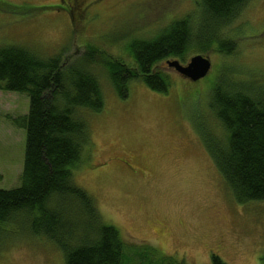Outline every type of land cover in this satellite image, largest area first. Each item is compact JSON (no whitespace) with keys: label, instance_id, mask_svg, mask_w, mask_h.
Returning <instances> with one entry per match:
<instances>
[{"label":"rangeland","instance_id":"1","mask_svg":"<svg viewBox=\"0 0 264 264\" xmlns=\"http://www.w3.org/2000/svg\"><path fill=\"white\" fill-rule=\"evenodd\" d=\"M58 2L0 0V47L68 59L92 47L136 67L132 41L151 39L187 15L197 22L201 15L199 0ZM223 34L236 48L231 54L204 53L211 67L198 81L167 66L166 60L178 59L155 65L169 78L167 92L132 81L122 98L104 70H94L103 106L85 111L91 148L73 168V178L93 197L103 222L118 230L123 264H210L211 254L226 264H264V200H235L197 131L222 134L207 106L221 78L264 89V0H247ZM27 111L25 93L0 90V189L20 184L25 130L13 120ZM20 225L0 222V264H65L54 242Z\"/></svg>","mask_w":264,"mask_h":264},{"label":"trees","instance_id":"2","mask_svg":"<svg viewBox=\"0 0 264 264\" xmlns=\"http://www.w3.org/2000/svg\"><path fill=\"white\" fill-rule=\"evenodd\" d=\"M246 1L199 0L197 22L187 15L155 37L129 44L136 67L92 47L68 59L63 53L44 57L22 46H1L0 90L25 93L28 111L13 120L25 130L23 166L17 187L0 189V222L26 225L31 234L54 242L65 264H123L118 230L103 222L93 197L73 178V168L91 148L85 111L103 106L94 70L103 69L122 98L132 81L167 92L169 78L155 65L168 58L185 63L187 55L211 49L231 54L236 44L223 30L239 17ZM253 88L239 79L218 80L207 106L222 134L197 128L239 203L264 200V89ZM210 264L226 263L211 254Z\"/></svg>","mask_w":264,"mask_h":264},{"label":"water","instance_id":"3","mask_svg":"<svg viewBox=\"0 0 264 264\" xmlns=\"http://www.w3.org/2000/svg\"><path fill=\"white\" fill-rule=\"evenodd\" d=\"M166 64L193 82L205 77L211 67L210 60L202 54L191 56L185 64L178 60H166Z\"/></svg>","mask_w":264,"mask_h":264},{"label":"flooded vegetation","instance_id":"4","mask_svg":"<svg viewBox=\"0 0 264 264\" xmlns=\"http://www.w3.org/2000/svg\"><path fill=\"white\" fill-rule=\"evenodd\" d=\"M58 3H64V2H63V0H59V2H58Z\"/></svg>","mask_w":264,"mask_h":264}]
</instances>
